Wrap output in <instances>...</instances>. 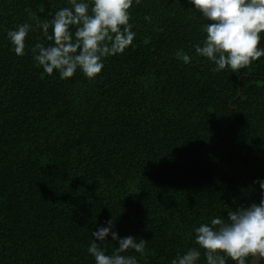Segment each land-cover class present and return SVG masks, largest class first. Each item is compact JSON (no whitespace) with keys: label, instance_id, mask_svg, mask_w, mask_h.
<instances>
[{"label":"trees","instance_id":"16d2710c","mask_svg":"<svg viewBox=\"0 0 264 264\" xmlns=\"http://www.w3.org/2000/svg\"><path fill=\"white\" fill-rule=\"evenodd\" d=\"M61 7L0 0V264H95L91 232L108 220L146 242L142 256L121 255L171 264L199 248L195 227L260 202L264 57L214 72L193 47L208 21L188 0H141L129 9L134 47L94 80L79 70L61 80L31 51L53 43L36 25ZM22 23L33 28L17 56L6 32ZM100 247L118 244L109 235Z\"/></svg>","mask_w":264,"mask_h":264},{"label":"clouds","instance_id":"9594fccd","mask_svg":"<svg viewBox=\"0 0 264 264\" xmlns=\"http://www.w3.org/2000/svg\"><path fill=\"white\" fill-rule=\"evenodd\" d=\"M68 3L70 7H61L48 22L36 25L53 43L32 47L33 59L45 74L52 75L55 70L61 80L73 77L78 70L87 79L94 80L101 73L105 58L134 47L136 33L129 22V9L141 0H68ZM188 3L208 21L202 25L206 33L203 46L193 47L197 56L214 64L212 71L220 72L227 67L239 74L241 69L264 57V48L258 47L264 34V0H188ZM32 28L29 23H22L6 32L17 56L25 54V40ZM175 56L185 64L192 60L181 50ZM254 183L261 189L259 204L228 211L226 219L213 217L210 223L195 227V243L199 248L178 253L171 264H198L200 249L204 250L206 264H227L229 259L234 264H249L257 256L261 264L264 261V179ZM113 229L112 220H108L105 226L91 232L87 251L95 264H138L136 256L121 253L134 251L142 256L146 242L143 239L137 242L132 235L121 238ZM109 235L118 244L111 255L100 247Z\"/></svg>","mask_w":264,"mask_h":264},{"label":"water","instance_id":"95a60500","mask_svg":"<svg viewBox=\"0 0 264 264\" xmlns=\"http://www.w3.org/2000/svg\"><path fill=\"white\" fill-rule=\"evenodd\" d=\"M249 264H260V258L257 256L255 258H253Z\"/></svg>","mask_w":264,"mask_h":264}]
</instances>
